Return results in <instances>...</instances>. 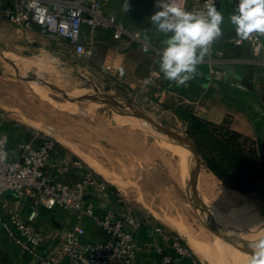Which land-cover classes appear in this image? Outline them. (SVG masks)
I'll return each instance as SVG.
<instances>
[{"label":"rangeland","instance_id":"374dc122","mask_svg":"<svg viewBox=\"0 0 264 264\" xmlns=\"http://www.w3.org/2000/svg\"><path fill=\"white\" fill-rule=\"evenodd\" d=\"M115 1L121 22L133 14L130 25L147 28L141 12L148 10L149 1L136 0L139 5L130 6L128 12L123 11L125 0ZM31 34L32 30L18 28L0 12V110L12 118L16 127L49 136L72 155L102 169L111 177L106 180L102 176L104 180L120 188L123 198L136 206L145 205L146 211H153L170 228L169 222H177L176 228L184 235L206 232L208 242L214 241L215 235L205 228L210 222L204 214L203 200L216 205L219 199L226 203L219 207L227 218L236 207L254 208L258 217L251 224L259 230L258 238L264 235V186L253 195L241 196L210 175L214 186L223 192L218 198L200 180L199 176L209 171L199 159L198 168L190 147L176 139L186 150V159L182 160L157 140L159 135L172 138L158 130L160 127L192 142L186 134V123L175 113L177 102L159 101L161 88L149 75L151 60L139 55L124 57L116 67L108 68L104 60L108 41L115 44L111 30L96 31L101 36L99 44L92 45V54L86 58L74 56L63 42ZM134 78L140 80L136 88L131 87ZM145 79L151 83L145 85ZM0 127L11 135L9 147L21 141L15 127L6 123H0ZM181 168H187L185 174L190 175L184 177L189 180L181 179ZM231 202L237 205L230 206ZM53 214L37 225L45 236L52 233L50 223L55 217L70 213L56 209ZM85 225L94 230V224ZM246 229L244 223V233Z\"/></svg>","mask_w":264,"mask_h":264},{"label":"built area","instance_id":"2783aa9c","mask_svg":"<svg viewBox=\"0 0 264 264\" xmlns=\"http://www.w3.org/2000/svg\"><path fill=\"white\" fill-rule=\"evenodd\" d=\"M111 0H0V12L13 25L24 30L38 28L41 35L66 44L78 58L92 54L90 48L97 30H111L113 39L122 43L116 53L136 48L144 54L161 52L146 42L140 33H132L114 15H105ZM156 3V0H152ZM180 3L181 0H178ZM206 0H198L188 11H201ZM238 0H233L235 9ZM216 6L218 0H215ZM248 43L254 55L264 52V35L253 34L249 40L237 39L235 44ZM216 41L202 63L211 68V74L220 78L222 72L214 69ZM196 111L207 112L202 106ZM197 114V112H195ZM200 115V114H199ZM10 121V116L0 111V123ZM10 136L0 135V227L20 251L38 264H134L137 259V236L147 217L134 212L117 193L119 210L102 212L93 199L106 196L109 183L98 172L79 158L55 160L58 142L49 136L31 132L19 143L17 153L9 148ZM58 174L72 175L69 182ZM11 194L17 200H29L27 213L1 203V197ZM53 212L62 209L76 218L74 226L61 237L54 249L49 238L37 229L40 210ZM92 223L107 237L94 242L88 239L85 223ZM153 230L166 243L170 254L162 256L163 264H172L194 258L187 241L175 230L153 224Z\"/></svg>","mask_w":264,"mask_h":264},{"label":"crops","instance_id":"0c3cea01","mask_svg":"<svg viewBox=\"0 0 264 264\" xmlns=\"http://www.w3.org/2000/svg\"><path fill=\"white\" fill-rule=\"evenodd\" d=\"M128 1L130 2V6L139 5V2L136 0ZM147 1L150 2V7L147 8V11L141 12V15L146 19V29H144L143 26L133 27L130 25V21L132 20L130 19V16H133V14H129L128 18H124L121 22L116 16L118 5L115 0H111L106 5L105 10L108 11L109 15H114L118 22L123 24L129 32L140 33L146 42L162 52L164 47L162 41L166 39V37L164 34L158 32L150 21V17L158 9L155 8V4L152 0ZM197 1L198 0H181L180 5L186 10H189ZM218 10L224 15V22L221 26L223 35L215 44L216 53L214 55L213 68L222 72L220 78L212 76L211 68L208 64L200 63L198 65L197 75L184 86L177 87L174 82L164 79L159 71V59L161 53L158 54L155 51H152L148 54H144L136 48H131L123 49L121 50V53L117 54L115 50L116 46L123 47L124 45L114 39V45L110 43L111 41L107 40L110 47L104 59L105 63L108 68H114L118 63L123 61L124 57L132 58L136 55L143 56L152 62L150 68L151 72L149 74L151 76L150 80L153 79L156 85L161 88L159 94H157V96H161V99L159 100L161 103L171 100L177 102L174 106L175 108L178 106H189L194 113L197 112V114L195 113L197 116L217 125H221L226 120H229L232 130L237 131L256 142L264 141V52L261 55L256 56L248 43H245L242 46H237L235 44V41L239 38L235 34L234 26L229 21V16L235 10L233 7V0H218ZM31 30L32 37H43L37 27ZM100 37L99 34H96V32L94 33V46L99 44ZM110 39H112V36ZM149 66L150 64L148 65V68ZM135 78L131 83V87L133 88L140 85L138 82L136 83V81L140 80H135ZM198 105L205 107L207 112L200 113L199 111H196V106ZM4 123L11 125L18 130L19 138L22 137L19 143L22 142L25 137L27 138L31 132L27 129L16 127V125L13 124L14 122L12 118H10V121ZM258 124L262 127V132L259 131ZM0 129V135L3 133L9 134L11 142L10 133L4 131V128L2 127H0ZM19 143L9 147L12 154L17 153V146ZM56 154L55 160H68L76 157L72 155L73 153H71L66 147L62 146V144H58ZM84 161L102 175L97 168H94L86 160ZM210 174L213 173L209 171L208 174L203 175L209 177ZM58 177L59 179H64L69 182L76 179V177H73L72 175L58 174ZM105 179L108 180L107 178ZM214 179L221 182L216 176ZM261 186H264V181ZM114 187L115 189L112 193L107 192L106 196L101 198L95 197L93 199L99 211L104 212L107 209L119 210L120 205L118 204L117 193L122 196V198L123 194L121 193L120 188L117 186ZM234 192L242 196V194L237 191ZM123 200L129 204L136 214L142 217H147L150 221V224L148 225H150L151 231L141 228L138 233V253L134 264H163L162 256L170 254L171 250L169 246L162 241L161 237L154 232L152 225H164L169 228L170 226L166 225L160 218H158L153 211H146L145 205L136 206L127 201V198H123ZM222 200L223 199L216 200L218 202L216 205L209 203L208 200H203V208L205 209L204 214L208 216L210 222V225L205 228L210 229L213 235H215L213 242H208L209 237L206 232H203L202 235L192 234L193 237H191L189 235H184L181 230L176 228V224H178L177 222H169L172 229L177 231L187 241L194 252V258H186L191 261L188 264H248L252 251L251 244L258 239L257 235L259 234V230L255 229L251 224L258 217V212L254 208H245L243 210L242 207H236L233 209L234 213L230 214L229 218H227L225 215L223 216L222 211H220L222 210L220 207L222 208V205L225 206L224 204H226ZM1 203L17 209L24 214L27 213L31 207L29 200L19 201L11 194L2 196ZM193 205L194 203L192 206ZM229 205L235 206L237 204L231 202ZM53 215L55 216L53 212L41 209L37 225H40L43 221L45 223V220L53 217ZM217 215L223 216V218ZM75 223L76 218L73 214H68L63 218L55 217L50 223L52 233L47 236L50 240L49 246L53 249L59 246L62 241V235L71 229ZM214 223H216V225H214ZM220 223L224 225L223 228L220 227ZM244 223L247 228L245 233L243 232ZM89 226L86 225L88 239L94 240V242L106 239L107 236L103 232L96 231L95 228L97 227L95 225L94 230ZM214 228L218 229L213 230ZM187 230L190 232L189 229ZM189 238L196 241L197 245L202 248L204 254L198 252V250L189 242ZM183 260L174 261L172 264H184ZM0 264L37 263L31 260V258L25 256L0 227Z\"/></svg>","mask_w":264,"mask_h":264},{"label":"clouds","instance_id":"9594fccd","mask_svg":"<svg viewBox=\"0 0 264 264\" xmlns=\"http://www.w3.org/2000/svg\"><path fill=\"white\" fill-rule=\"evenodd\" d=\"M154 6L158 10L150 21L166 37L162 41L159 71L177 87L184 86L197 75L198 65L222 37L224 15L215 0H206L203 10L196 12L186 10L178 0H156ZM129 9L125 0L123 11ZM229 21L241 41L249 40L253 34L264 35V0H238ZM119 72L123 76L122 67ZM143 83L148 85L151 81L145 79ZM251 249L248 264H264V235L251 244Z\"/></svg>","mask_w":264,"mask_h":264},{"label":"trees","instance_id":"16d2710c","mask_svg":"<svg viewBox=\"0 0 264 264\" xmlns=\"http://www.w3.org/2000/svg\"><path fill=\"white\" fill-rule=\"evenodd\" d=\"M175 113L186 123V134L210 172L227 188L244 196L257 193L264 181V141L256 142L232 130L229 120L221 125L204 120L189 106H178ZM258 128L262 132L259 124ZM114 189L109 184L108 192L112 193ZM142 228L151 229L148 224ZM183 262L191 261L185 259Z\"/></svg>","mask_w":264,"mask_h":264},{"label":"bare ground","instance_id":"6f19581e","mask_svg":"<svg viewBox=\"0 0 264 264\" xmlns=\"http://www.w3.org/2000/svg\"><path fill=\"white\" fill-rule=\"evenodd\" d=\"M159 133V132H158ZM165 135V134H164ZM153 136H155V135H153ZM157 140H159V141H161V145L163 144V145H165L166 146V148L170 151V152H172L173 154H177V155H179L181 158L182 157H185V159H186V156H185V154H186V150H185V148H184V146L182 145V143L181 142H178L176 139H172V138H169V137H165V136H163V135H159L158 136V138H157ZM160 145V146H161ZM162 148V147H161ZM178 156V157H179ZM188 156V155H187ZM179 157V158H180ZM178 158V160L180 161V159ZM182 160H184L183 158H182ZM183 164V163H182ZM186 164V163H185ZM181 167V166H180ZM185 167V166H184ZM95 168H97V170L98 171H100L101 173H102V175L105 177V178H107L108 180H111V177L110 176H108L107 174H106V172L105 171H103L102 169H100V168H98V167H95ZM182 169V174L183 175H181V179L182 180H185V178L186 177H188L189 175H190V173H189V175L187 176L186 174H185V170L187 169H184V168H181ZM96 171V170H95ZM97 172V171H96ZM175 172V171H174ZM180 172V171H179ZM205 174V173H204ZM101 175V174H100ZM101 175V176H102ZM186 175V177H184ZM211 176H213V177H215L213 174H210ZM209 175V177L208 176H205V175H200V180H202V183L204 184V186L205 187H207V189H209V190H211V192H215L217 195H218V198H220L221 197V194H223V192H222V190L218 187H215L214 186V184H213V181H212V179L213 178H211V176ZM114 179V178H113ZM186 179H188V178H186ZM189 180V179H188ZM199 180V179H198ZM187 181V180H186ZM187 182H189V181H187ZM192 182V181H191ZM186 183V182H185ZM200 184V183H199ZM201 186H203V185H201ZM202 188V187H201ZM206 189V190H207ZM205 190V191H206ZM208 190V191H209ZM222 198H223V196H222ZM217 199V198H216ZM209 205H211V204H209ZM209 207V206H208ZM219 210V209H218ZM244 212V211H243ZM217 216H219V215H217ZM241 221H243V220H241ZM242 226V225H241ZM179 230V229H178ZM181 230V229H180ZM261 231V230H260ZM183 235V234H182ZM191 237H193V236H191ZM189 242L198 250V252L200 253V254H204V252H203V250H202V248L200 247V246H198L197 245V243H196V241H194L193 239H191V238H189ZM249 250V249H248ZM222 251V250H221ZM231 251V250H230Z\"/></svg>","mask_w":264,"mask_h":264},{"label":"water","instance_id":"95a60500","mask_svg":"<svg viewBox=\"0 0 264 264\" xmlns=\"http://www.w3.org/2000/svg\"><path fill=\"white\" fill-rule=\"evenodd\" d=\"M217 8H218V5H217ZM155 126V125H154ZM157 127V126H156ZM158 128V130H160V131H162L163 133H166L168 136H170V137H172V138H174V139H178V140H181V142H183L184 144H186L188 147H190L191 148V150L194 152V154H195V156H196V159H197V162H198V159L199 160H201V157H200V155H199V153H198V150H197V148H196V145L194 144V142L192 143V142H189V141H187L186 139H184V138H182V137H176V136H174V135H172V134H170L168 131H166L165 129H163V128H160V127H157ZM189 138V137H188ZM190 139V138H189ZM191 140V139H190ZM199 162H198V168H199ZM196 170H198L197 168H196Z\"/></svg>","mask_w":264,"mask_h":264}]
</instances>
